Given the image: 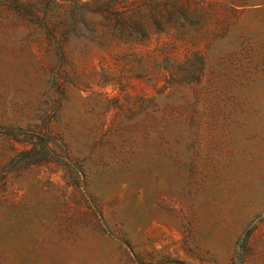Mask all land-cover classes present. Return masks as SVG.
I'll return each instance as SVG.
<instances>
[{
    "label": "rangeland",
    "instance_id": "rangeland-1",
    "mask_svg": "<svg viewBox=\"0 0 264 264\" xmlns=\"http://www.w3.org/2000/svg\"><path fill=\"white\" fill-rule=\"evenodd\" d=\"M20 1L0 0V264H264V0ZM47 117L71 159L15 169Z\"/></svg>",
    "mask_w": 264,
    "mask_h": 264
},
{
    "label": "trees",
    "instance_id": "trees-1",
    "mask_svg": "<svg viewBox=\"0 0 264 264\" xmlns=\"http://www.w3.org/2000/svg\"><path fill=\"white\" fill-rule=\"evenodd\" d=\"M15 4L23 6L20 0H15ZM26 11H29L28 16L30 17L28 19L30 21L37 23L41 28L46 30L50 49L56 52L58 60L62 63L64 60V45L67 39L66 34L57 35L55 32L51 31L46 16H41L33 10ZM54 81L60 94L59 98L55 100L58 104L63 96V82L58 80L57 76H55ZM50 120L51 118L49 117L45 120L43 119L41 125H34V128L31 129V133L27 138L17 140L24 142L28 146L18 151L12 158L13 167L15 169L24 165L48 161H69L71 159L67 148L53 132Z\"/></svg>",
    "mask_w": 264,
    "mask_h": 264
}]
</instances>
